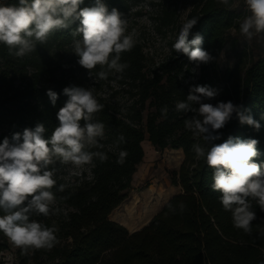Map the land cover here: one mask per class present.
<instances>
[{"label":"trees","instance_id":"trees-1","mask_svg":"<svg viewBox=\"0 0 264 264\" xmlns=\"http://www.w3.org/2000/svg\"><path fill=\"white\" fill-rule=\"evenodd\" d=\"M109 10L117 8L125 16L131 0H102ZM188 20L196 18L197 24L190 30L189 40L199 32L202 47L215 60L201 64L194 73L195 64L182 53L174 50L156 64L147 67L143 46L137 41L130 51L121 54V62L129 67L118 73L119 86L130 94V100L119 104L102 95L97 88L95 95L104 105L95 119L104 123L105 138L100 141L108 159H94L93 179L87 173L81 177L64 179L57 174V187L65 184L63 192L53 188L57 207L67 212L48 217L33 215L48 227L56 229L58 243L51 249H30L27 253L16 248V259L0 264H261L264 261V212L253 201L257 219L252 222V234H245L233 227L231 213L223 209L219 192L213 191L212 169L204 160L195 158L192 146L203 143L184 127V120L193 113H177V101L186 99L189 87L194 84L209 85L219 89V94L205 103L232 101L242 106L245 114L259 121L256 131L241 125L233 113L231 120L219 130L223 143L229 136L241 139H257L260 155L256 162L264 168V42L256 57L244 49L235 53L230 63H221V50L230 30L239 28L238 21L247 15L240 0H230L225 6L219 0H190ZM0 4H18V0H0ZM95 0H83L79 6L92 7ZM174 10H165V22L174 20ZM79 26L76 21L70 29L58 30L44 44H37L31 54L16 58L9 55L0 44V143L15 132L34 129L37 123L46 128L45 138H50L58 126L57 112L68 97L63 89L70 86L91 87L76 75L55 74L61 57L78 58L70 53L72 31ZM82 36H77L80 39ZM107 77H111L108 75ZM56 92L58 99L51 104L47 91ZM167 105L168 118L161 119V108ZM198 107V105H197ZM131 122V123H129ZM83 123V121L81 122ZM123 134L125 143L117 147L114 142ZM148 141L159 150L177 148V161L183 159L171 175V183L180 187L150 220L141 228L129 231L125 222L143 215L147 196H130L116 208L115 218L109 216L127 196L132 187V177L142 161V141ZM111 146V150H110ZM128 155L123 165L116 163L119 151ZM170 155L167 160L172 161ZM59 166V165H57ZM66 198V199H62ZM186 207L183 212L179 204ZM171 204L175 213L169 210ZM0 215H3L0 211ZM9 240L0 233V252L7 249Z\"/></svg>","mask_w":264,"mask_h":264},{"label":"clouds","instance_id":"clouds-1","mask_svg":"<svg viewBox=\"0 0 264 264\" xmlns=\"http://www.w3.org/2000/svg\"><path fill=\"white\" fill-rule=\"evenodd\" d=\"M219 2L225 6L230 4V0ZM244 2L247 15L238 21L239 31L251 40L264 34V0ZM82 3L83 0H18V4H0V44L7 47L9 55L23 58L35 51L37 44L46 43L56 31L70 29L79 21V26L71 33L73 53L79 58V65L88 70L89 77L95 80L92 70L97 66L116 73L124 72L129 65L121 62V54L135 46L137 32L129 33L125 14L117 8L109 10L102 0H95L94 6L81 9ZM142 7L151 11L147 0ZM197 22L192 18L183 23L172 44L176 53H182L196 65L194 73L201 64L215 60L202 47L204 38L199 32L189 40L190 30ZM77 36L82 39H76ZM97 75L99 79H107L108 72L102 70ZM219 91L209 85H191L186 99L177 101L174 110L194 114L187 116L184 127L193 137L203 141L192 146L195 158L197 161L203 159L212 169L211 188L221 194L220 203L231 213L233 227L251 235L252 222L257 219L252 202L264 212V168L255 160L260 155L259 141L229 136L223 143L214 142L221 139L219 130L231 120L233 113L241 125L251 126L256 131L261 124L245 114L250 110H242V106L232 101L215 105L204 102L214 99ZM63 93L68 100L57 112L59 124L50 138L44 136L43 123H37L34 129L15 132L0 143V211L3 213L0 233L24 253L30 249L51 250L58 243L54 227L31 219L33 215L48 217L62 212L67 216V212L56 206L57 197L53 192L54 187L59 192L66 188L65 184L57 187L56 177L61 171L57 165L68 166L64 179L87 173V179L91 180L94 159L101 162L108 159L105 152L92 151L102 149L104 145L100 141L105 138L104 123L95 119L104 107L95 89L70 86L65 87ZM47 96L55 106L57 93L49 89ZM160 111L161 119H167L168 106ZM125 142V136L120 134L114 144L118 147ZM127 155L126 150L119 151L116 163L123 165ZM168 207L175 213L171 204ZM185 207L179 204L181 212ZM259 235L264 237V231Z\"/></svg>","mask_w":264,"mask_h":264},{"label":"rangeland","instance_id":"rangeland-1","mask_svg":"<svg viewBox=\"0 0 264 264\" xmlns=\"http://www.w3.org/2000/svg\"><path fill=\"white\" fill-rule=\"evenodd\" d=\"M145 2L146 0H131V7L126 17L129 20L128 32L131 33L133 30L137 32L136 40L142 44L146 55L147 67H150L173 51L172 44L175 42L183 23L188 20L191 3L190 0H147L151 8V11H148L142 7ZM165 10H174L173 21H164ZM262 42H264V34L247 40L240 33L239 28H234L228 32L226 44L221 50L223 55L220 54V61L223 64L232 62L235 58V53L244 49V47L250 51L253 57H256ZM71 53H73V43L69 54ZM60 59H62L60 62L64 63L56 67L55 74L57 76L76 74L82 77L91 87L97 88L102 95L108 96L113 102H117L120 105L130 100L129 92L119 86L118 73L115 71H108L106 67L102 69L97 66L92 70L94 80L89 77L88 70L79 65V58H74L71 55V57L64 56ZM102 70L108 72L111 77L99 79L97 74ZM143 141L144 156L133 174L132 187L128 190L127 196L123 201L109 215L111 219L117 221L115 218L117 213L115 214L114 210L121 207L122 203L129 199L130 196L141 195L144 197L149 192L154 193L144 203L143 215L139 216L138 214L134 220L125 221L130 226L129 229L143 226L146 221L162 208L172 195L180 191V187L173 185L170 178L172 172L179 168L183 155L177 161L175 154L179 151L177 148L167 147L159 150L147 138ZM167 155L171 156L172 161L167 160ZM58 167L61 168L58 173L59 176H67L66 168L68 166L59 165ZM15 250L16 247L9 242L7 249L0 252V259L7 263H13L16 259Z\"/></svg>","mask_w":264,"mask_h":264},{"label":"built area","instance_id":"built-area-1","mask_svg":"<svg viewBox=\"0 0 264 264\" xmlns=\"http://www.w3.org/2000/svg\"><path fill=\"white\" fill-rule=\"evenodd\" d=\"M240 2H241V4H242V6H243V9L245 10V8H246V5H245V2H244V0H240ZM246 12V11H245ZM247 13V12H246Z\"/></svg>","mask_w":264,"mask_h":264},{"label":"water","instance_id":"water-1","mask_svg":"<svg viewBox=\"0 0 264 264\" xmlns=\"http://www.w3.org/2000/svg\"><path fill=\"white\" fill-rule=\"evenodd\" d=\"M149 220H150V219H149ZM149 220H148V221H149ZM148 221H147V222H148ZM147 222H146V223H147ZM146 223H145V224H146ZM145 224H144V225H145ZM141 227H142V226H141ZM141 227H138V228H132V229H129V228H128V229H129V231H134V230L139 229V228H141Z\"/></svg>","mask_w":264,"mask_h":264},{"label":"bare ground","instance_id":"bare-ground-1","mask_svg":"<svg viewBox=\"0 0 264 264\" xmlns=\"http://www.w3.org/2000/svg\"><path fill=\"white\" fill-rule=\"evenodd\" d=\"M148 144V143H147ZM142 145H144V141H142ZM149 145V144H148Z\"/></svg>","mask_w":264,"mask_h":264}]
</instances>
